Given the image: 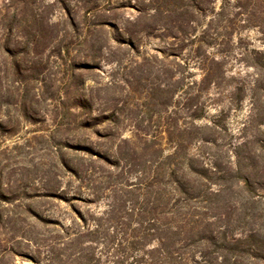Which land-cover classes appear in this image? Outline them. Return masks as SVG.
Returning a JSON list of instances; mask_svg holds the SVG:
<instances>
[{
  "label": "rangeland",
  "instance_id": "obj_1",
  "mask_svg": "<svg viewBox=\"0 0 264 264\" xmlns=\"http://www.w3.org/2000/svg\"><path fill=\"white\" fill-rule=\"evenodd\" d=\"M233 4L0 0V264H99V218L143 202L153 165L181 141L194 154L206 124L251 181L230 237L257 231L264 258V3Z\"/></svg>",
  "mask_w": 264,
  "mask_h": 264
},
{
  "label": "trees",
  "instance_id": "obj_2",
  "mask_svg": "<svg viewBox=\"0 0 264 264\" xmlns=\"http://www.w3.org/2000/svg\"><path fill=\"white\" fill-rule=\"evenodd\" d=\"M229 1L241 8L236 16L242 17L248 6L253 10L249 15L256 17L255 7L264 3ZM201 118L196 114V120ZM215 127L196 128L199 147L194 154L181 141L175 154L153 165L143 186V202L128 206L122 200L103 213L93 231L103 246L99 264L104 256L109 264H257L264 259L257 231L247 241L230 237L232 225L245 226L252 217V203L243 202L238 193L252 192L251 181L241 175L240 164L223 168L209 152L214 139L201 133Z\"/></svg>",
  "mask_w": 264,
  "mask_h": 264
}]
</instances>
